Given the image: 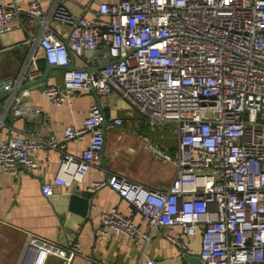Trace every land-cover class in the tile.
Segmentation results:
<instances>
[{
  "label": "built area",
  "instance_id": "obj_1",
  "mask_svg": "<svg viewBox=\"0 0 264 264\" xmlns=\"http://www.w3.org/2000/svg\"><path fill=\"white\" fill-rule=\"evenodd\" d=\"M24 1L0 0V26L23 13L40 23L37 41L47 64L61 72V83L51 75L43 80V93L54 105L71 106L77 91L117 92L150 126L175 125V158L144 136L156 159L176 165L167 187L118 173L89 186L112 187L141 213L145 228L114 208L102 214L97 235L111 229L143 246L157 230L173 228L166 237L189 255H196L191 239H198L204 264H264V0H105L89 17L75 15L64 0L47 10L42 5L48 0H29L26 8ZM52 21L68 26V33L60 35ZM42 76L33 56L27 78ZM2 83L13 89L12 78ZM15 101V116L40 114L19 97ZM106 122L103 108L93 104L81 125L70 124L61 135L44 139L31 130L3 140L0 173H16L22 164L42 179L32 152L54 148L63 156L52 181H41L42 193L71 187L101 159ZM87 137L80 155L67 151L69 142ZM80 253L73 240L63 245L27 232L17 264H49L51 258L71 264Z\"/></svg>",
  "mask_w": 264,
  "mask_h": 264
},
{
  "label": "crops",
  "instance_id": "obj_2",
  "mask_svg": "<svg viewBox=\"0 0 264 264\" xmlns=\"http://www.w3.org/2000/svg\"><path fill=\"white\" fill-rule=\"evenodd\" d=\"M24 1L23 7H27ZM54 0L43 3L47 10ZM75 15L91 16V10L105 0H64ZM60 34L66 35L69 27L51 22ZM41 25L26 13L12 20L8 26H0V82L12 78L14 86L9 95L1 100L0 143L10 137H23L34 130L41 138L61 135L70 124L81 125L93 104H99L107 117L104 124L106 142L100 160L89 169L83 181L77 182L82 195L89 198L85 214L82 207L70 201L71 187L54 186V193L46 196L41 190V181L51 182L60 167L63 153L57 149H37L32 153L39 159L43 177L26 171L22 164L16 173H0V263L17 264L23 252L26 233L31 232L45 239L67 244L70 240L80 243L81 253L73 257L71 264H147L149 258L156 264H189L186 254L172 243L166 232L174 234L176 229H159L147 245H136L123 234H109L100 238L97 230L102 226V214L119 209L135 223L145 228L141 213L109 185L91 191L89 186L105 180L109 173L125 175L130 179L152 188L167 187L175 174L174 161L156 159L147 146L144 136L167 149L175 158L179 139L174 123L150 126L146 117L119 93L105 94L90 90L77 91L71 106L54 105L43 93V81L30 82L27 74L32 57L43 72L48 71L53 79L61 83V72L50 68L37 39ZM90 56L91 53H85ZM76 65L81 61L76 59ZM40 80V78L38 79ZM19 97L27 105L40 109L35 117L15 116L13 106ZM120 118L122 125H114ZM88 145V137L78 142H69L67 151L80 155ZM166 231V232H165ZM196 241L195 254L200 247ZM189 255V254H188ZM191 255V254H190ZM59 258H51L49 264H60Z\"/></svg>",
  "mask_w": 264,
  "mask_h": 264
},
{
  "label": "water",
  "instance_id": "obj_3",
  "mask_svg": "<svg viewBox=\"0 0 264 264\" xmlns=\"http://www.w3.org/2000/svg\"><path fill=\"white\" fill-rule=\"evenodd\" d=\"M86 53H91V51H87ZM107 60L105 59L104 62H106ZM50 68H55L54 66H49ZM72 68H77L74 64L71 66ZM48 75V71L45 72V74L40 78V80H37L36 82H41L43 80H45V78ZM96 91V90H94ZM9 95V91L5 90L4 88V84L2 82H0V109L3 110L4 105L1 102L2 99H4L5 97H7ZM72 190L70 193V201H71V205L74 207L75 204H79L82 209L79 210L80 213L85 214L86 210H88L89 208V198L86 196L82 195V192L80 189H78L77 187V182H74L72 185ZM186 259L188 260L189 264H204L203 261L201 260V258L199 256L196 255H188L186 254Z\"/></svg>",
  "mask_w": 264,
  "mask_h": 264
}]
</instances>
